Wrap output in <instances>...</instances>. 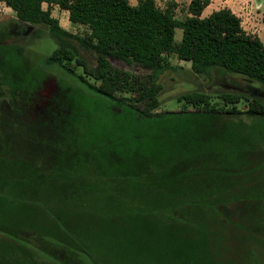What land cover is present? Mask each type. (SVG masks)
Wrapping results in <instances>:
<instances>
[{
    "label": "rangeland",
    "instance_id": "1",
    "mask_svg": "<svg viewBox=\"0 0 264 264\" xmlns=\"http://www.w3.org/2000/svg\"><path fill=\"white\" fill-rule=\"evenodd\" d=\"M187 1L178 0L176 18ZM254 2L264 11V0ZM229 4L240 11L239 0ZM50 11L65 30L89 32L57 5ZM0 43L23 46L32 87L52 100V127L17 133L14 151L0 156V264H264V120L178 112L139 120L58 67L44 68L55 42L44 27L16 23L2 0ZM167 59L180 68L161 75L157 111L181 110L178 96L193 88L244 90L191 74L175 54ZM74 111L85 116L71 118Z\"/></svg>",
    "mask_w": 264,
    "mask_h": 264
},
{
    "label": "trees",
    "instance_id": "2",
    "mask_svg": "<svg viewBox=\"0 0 264 264\" xmlns=\"http://www.w3.org/2000/svg\"><path fill=\"white\" fill-rule=\"evenodd\" d=\"M4 2L14 11L16 23L44 27L55 42L51 54L43 58L44 68L58 67L102 100L131 110L139 120L177 112L209 119L226 115L264 120V44L257 35L243 29L240 18L228 7L202 17L210 0H190L189 15L178 19L175 0H168L163 8L155 0H138L135 5L129 0ZM52 5L67 11L70 22L86 26L89 32L79 35L65 30L51 16ZM177 28L182 31L179 41L175 39ZM8 54L24 61L23 67L14 65ZM25 54L21 45L0 43V156L7 153L6 149L14 151L17 133L26 130L36 137L43 126L52 127V100L40 101L41 88L32 87L28 76L32 66L25 67ZM171 54L189 62V71L195 76L210 80L222 76L244 90L220 91L216 95L193 88L178 96L183 102L181 110L157 111L161 107V75L180 68L169 64L167 57ZM114 62L139 66L146 74L135 76ZM214 95L221 104L212 102ZM240 101L244 109L238 107ZM186 104L194 110H187ZM39 106L44 112L38 113ZM81 116L85 115L71 113V118Z\"/></svg>",
    "mask_w": 264,
    "mask_h": 264
},
{
    "label": "crops",
    "instance_id": "3",
    "mask_svg": "<svg viewBox=\"0 0 264 264\" xmlns=\"http://www.w3.org/2000/svg\"><path fill=\"white\" fill-rule=\"evenodd\" d=\"M132 1L133 2H131V0H129L130 4L135 5L138 0H132ZM189 1L190 0H188L186 2V7H187ZM213 1H216V0H210V4L213 3ZM220 1H222V3H223V5L220 8H223V7L230 8L232 10V12H234L240 18L241 26L243 27V29L248 33L257 35L264 44V41L262 40V38L260 36V34L262 32H264V11L261 10V4L260 3L256 4L254 2V0H239V5L241 3V7L238 8L240 11L237 10L239 12H236V10H234V8L229 4L230 0H220ZM177 3H178V0H177ZM209 5L207 7H209ZM207 7L202 11V14H201L202 17L207 16L209 13L214 11V10H212V11L210 10L207 12ZM215 10H217V9H215ZM187 15H189V14H188V11L186 10L185 16H187ZM177 29H179V28H177ZM176 30H175V34H176ZM176 41H178V40H176Z\"/></svg>",
    "mask_w": 264,
    "mask_h": 264
},
{
    "label": "built area",
    "instance_id": "4",
    "mask_svg": "<svg viewBox=\"0 0 264 264\" xmlns=\"http://www.w3.org/2000/svg\"><path fill=\"white\" fill-rule=\"evenodd\" d=\"M2 2L5 3L4 0H2Z\"/></svg>",
    "mask_w": 264,
    "mask_h": 264
}]
</instances>
